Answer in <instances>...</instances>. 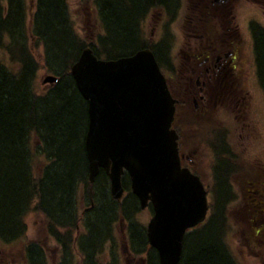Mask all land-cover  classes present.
Instances as JSON below:
<instances>
[{
  "label": "trees",
  "instance_id": "1",
  "mask_svg": "<svg viewBox=\"0 0 264 264\" xmlns=\"http://www.w3.org/2000/svg\"><path fill=\"white\" fill-rule=\"evenodd\" d=\"M2 1L0 46L5 47L13 64L6 65L0 59V241L19 244L24 251V264H48L41 246L29 241L26 234L25 217L34 212L42 216L46 231L61 247L60 264H74V245L76 252L82 254V264H95V252L109 231L115 211L120 209L107 191L104 170L100 169L91 185L93 190L96 188L95 192H88L84 145L87 102L76 87L70 66L86 46L98 57L107 59L130 55L144 47L141 21L147 11L153 7L171 10L175 0H94L103 31L87 42L78 37L66 0H37L30 21L25 0H5L4 5ZM4 36L8 39L7 45L3 44ZM36 45L43 49L46 71L58 77L45 92L35 87L40 67L33 52ZM156 48L153 50L161 69L172 78L176 68L158 54L163 47L159 45L158 52ZM257 49L262 81L263 33L258 37ZM226 163L217 171L222 187L213 197L211 214L202 224L186 232L178 264H240L226 239L225 183L229 168ZM122 185L130 190L126 173ZM81 189L94 202L84 221L80 220L82 229L78 210ZM136 208L137 201L131 196L121 204L124 215L126 209L135 213ZM136 225L140 230L134 228V223L133 232L140 246L133 244L129 237L131 247L135 252H146L147 264H159L156 250L148 245L145 229ZM258 234L261 240L264 231L261 229Z\"/></svg>",
  "mask_w": 264,
  "mask_h": 264
},
{
  "label": "rangeland",
  "instance_id": "2",
  "mask_svg": "<svg viewBox=\"0 0 264 264\" xmlns=\"http://www.w3.org/2000/svg\"><path fill=\"white\" fill-rule=\"evenodd\" d=\"M187 1L175 0V5L171 10L162 7L149 9L141 21V38L144 45L153 47L156 45V52H158L159 45L162 46V52H158V54L162 59H165L164 62H169L176 68V74H171L172 78H170L169 72L166 73L168 85L171 86L179 99L174 127L180 136V152L190 159L185 158L184 165L189 166L201 176L200 178L208 190L209 209L207 215L212 210L210 207L213 204L214 195L222 187L219 181L221 177L217 171L219 168L223 169V165L226 166L225 161H229L230 164L226 163L227 168L228 165L229 167L233 166L236 178L229 177L227 179L229 183L231 182L230 192L227 191L230 198L225 204L228 246L240 264H264V237L260 240L259 234L255 231L258 229L256 226L258 219L254 217V213L252 218L245 214L248 200L246 188L248 185H259L257 181L247 182L240 174L243 172L252 173L251 169H259L264 172V79H262V84L258 73L259 69L254 64L255 54L251 48L249 32L245 29L246 24L251 25L254 22V29L257 32L259 30L264 32L261 28V26L264 27V4L260 6L253 3L252 0H240L237 3L238 32L245 38L243 52L239 53L240 58L245 61V65L240 64L237 72L239 75L242 74L244 79H238V82L233 86H225V84L217 86L212 93H218L220 96H208L204 102H197L198 106L194 108L188 98L193 95V92L190 91L191 86L188 88V83L183 82V77H189L190 73L185 70L182 61L186 52H190L201 44L194 39V36L188 38L192 31L197 30L198 19L201 18L200 22L208 20V23L212 20L210 7H204L201 3L193 6ZM66 2L71 23L81 40L86 42L94 40L102 33L94 0H66ZM4 3L5 0L2 1L3 5ZM36 5L37 0H25L26 15L29 21ZM222 34L226 38L231 36L226 33V30H222ZM238 37L240 36L236 33L232 39L236 41ZM221 38L223 39L222 36ZM185 39L189 40L185 43ZM3 44H8V39L5 36ZM33 52L40 63L35 87L38 91L45 92L50 86L42 83L44 76L49 73L43 66V49L40 45H36L33 47ZM0 59L6 65L13 64L4 46H0ZM262 70L261 72L264 74ZM219 153L223 156L215 157V154ZM245 161L247 162L245 163ZM239 180L243 181V184ZM95 190L96 188L93 191L95 192ZM107 191L109 192L108 184ZM85 194L82 189L78 194L80 217L84 215L83 209L88 206L86 201H90ZM259 208L261 209V207ZM250 209L252 212H256L257 204H251ZM262 215L264 216V211ZM120 216L119 213L116 219L110 220L109 231L103 236V242L95 252V264H138L142 257L147 258L146 252H133L134 255L124 252V247L128 245V238L125 236L126 224L124 221H119ZM150 217V214L145 211H139L133 215L135 222L138 221L137 224L142 226L147 224ZM41 218V215L34 212H30L25 217L28 240L38 242L48 264H60L61 247L48 234ZM79 223V227L82 229V223ZM262 230L264 231V226ZM82 232L80 231V233ZM74 250V264H82V254L79 251L76 252V245H74ZM23 258L24 251L19 244H3L0 241V264H19L22 263Z\"/></svg>",
  "mask_w": 264,
  "mask_h": 264
},
{
  "label": "water",
  "instance_id": "3",
  "mask_svg": "<svg viewBox=\"0 0 264 264\" xmlns=\"http://www.w3.org/2000/svg\"><path fill=\"white\" fill-rule=\"evenodd\" d=\"M70 74L87 101L89 182L104 169L112 196L120 198L121 177L127 172L141 207L152 203L147 238L160 264H178L185 231L206 217L207 192L199 177L181 166L178 134L172 128L176 99L154 53L143 48L102 59L85 47ZM57 80L46 74L42 83Z\"/></svg>",
  "mask_w": 264,
  "mask_h": 264
},
{
  "label": "flooded vegetation",
  "instance_id": "4",
  "mask_svg": "<svg viewBox=\"0 0 264 264\" xmlns=\"http://www.w3.org/2000/svg\"><path fill=\"white\" fill-rule=\"evenodd\" d=\"M238 1L240 0H188L187 1L188 4H191L193 6L197 5L198 3L199 4L201 3L202 6L204 7L206 6L210 7L209 8L210 16L212 20L209 22L210 23L209 24L208 20L207 22L206 20L205 22H200L199 20H201V18L198 19L197 30L192 31L188 37L190 39L192 36H194L195 37L194 39L198 40V42H201L199 47L196 46L193 48V50H190V52H186L185 58L182 61V64L184 65L183 67L185 68V70H187L190 73L189 77L187 78L186 76L183 77V82L185 81L186 83H188L187 84L188 88H190L191 86L190 91L193 92V95L190 96L191 101L195 99L196 102H200V101L204 102L205 98L208 96H220V94L218 93H212V91L215 90L217 86L219 87L221 84H225V86H229V85L233 86L238 82V79H244V76L242 74L239 75L237 72L238 66L240 64H243V66L245 65V61L239 56V53L243 52V48L245 45V38L241 35V33L238 32L239 23L237 20L238 16L236 14V7ZM252 2L260 6L264 4V0H252ZM226 16L228 17L225 18ZM253 23L254 22H252L251 25L246 24L245 29L249 32L251 48L253 50V53L255 54L254 64L259 69L260 67L258 61L259 55H258L257 43H258L259 35H261V33L264 34V32H261L260 30L257 32L254 29ZM261 28L264 31V27L261 26ZM222 30H226V33L231 36H227L226 38V36L222 34ZM236 33H238L241 38L238 37V39L235 41L232 38L233 35H235ZM221 36L223 37V39L221 38ZM189 39H185V43ZM255 50L256 52H254ZM193 82L194 85L192 86ZM235 96L238 95L235 94ZM181 155H182L181 162L184 165L183 160L185 158L187 159L189 158L184 154ZM227 162L230 164L229 161ZM246 162L247 161H245V163ZM258 170L251 169L252 173L243 172L240 174L243 175V178L247 180V182L257 181L258 185L260 186L259 187L257 185H250V186L248 185V187L246 188L248 200L246 203L247 211L245 213L248 214V216H250L251 218H252V214L254 213L253 214L254 217L258 219L256 226H258L259 229L261 226L264 225V216L262 215V212L264 211L263 209L264 208V172ZM231 172H233L232 175ZM235 173H236L235 169L233 168V166L230 165L226 173V195L228 199L230 198V194H228L227 191L230 192L231 182L229 183L227 179H229V177L236 178ZM240 182L243 184V181ZM93 192H94L93 190H89V193H93ZM130 192H127L122 197V199H119L118 203L122 204V202L127 198H129V196H131L132 199L134 197V199H136L137 201V208H136L137 210L135 212L138 213L139 211L141 212L145 211L148 212L150 216H152L153 214L152 207L150 205H147L143 209L140 208L138 205L137 197L135 195H132L131 194L132 192L131 193ZM108 193L111 196L110 190ZM254 194H256V196H254ZM90 200L92 205L84 209V211L86 212H88L94 206L93 199L91 198ZM251 204H257L258 210L256 212H252V210L250 209ZM259 207H261V209ZM118 208L121 209L120 207ZM117 212L118 211L116 210L114 217L115 219L117 218L116 215ZM133 213L134 212L132 211V209L130 211L126 209V213L124 217L120 216L119 221L122 222L124 221V223L126 224V231H125L126 238H128L129 240V237H132L131 241L133 240L132 241L133 244H138L140 246V243H138L139 242L138 237L133 232L134 223H135L134 228H138L136 225L138 221L135 222L136 220H134V223L131 222ZM139 226L145 229V235H146V225L145 226L139 225ZM135 247L137 246L135 245ZM124 252L128 254H133L134 251H131L129 245H126L124 247ZM147 263L148 262L146 257L144 258L142 257L138 262V264H147Z\"/></svg>",
  "mask_w": 264,
  "mask_h": 264
}]
</instances>
